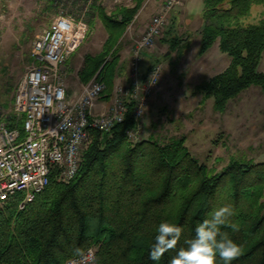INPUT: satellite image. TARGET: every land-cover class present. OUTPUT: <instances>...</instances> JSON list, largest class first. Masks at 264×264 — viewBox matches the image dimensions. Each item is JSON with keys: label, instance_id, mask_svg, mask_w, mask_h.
<instances>
[{"label": "trees", "instance_id": "1", "mask_svg": "<svg viewBox=\"0 0 264 264\" xmlns=\"http://www.w3.org/2000/svg\"><path fill=\"white\" fill-rule=\"evenodd\" d=\"M145 2L131 0V6H119L110 16L94 6L108 37L100 54L84 57L78 73L83 83L103 79L109 63L115 67L116 42ZM256 5L263 7L262 16L251 22ZM202 18L197 54L218 42L230 61L196 90L213 98L214 108L222 112L250 86L264 91V73L258 71L264 52V0H203ZM168 45L178 48L179 41ZM110 52L114 57L106 63ZM152 63L159 61L144 64V75ZM132 109L127 101L121 123L110 132H91L69 184L58 181L53 170L49 184L24 209H19L20 193L0 205V264H64L90 247L96 248L99 264H170L184 241L194 236L196 225L224 205L233 208L228 224L238 231H222L243 249L232 264H264V162L232 160L213 172L190 153L184 137L133 143L127 137L135 124ZM19 120L12 114L10 128H20ZM164 220L182 227L183 233L176 249L152 261L156 227ZM217 264H223L219 257Z\"/></svg>", "mask_w": 264, "mask_h": 264}, {"label": "rangeland", "instance_id": "2", "mask_svg": "<svg viewBox=\"0 0 264 264\" xmlns=\"http://www.w3.org/2000/svg\"><path fill=\"white\" fill-rule=\"evenodd\" d=\"M131 5V0H93L92 3L88 0H0V114L11 113L14 87L29 63L32 44L59 12L83 16L90 26L87 38L71 59L73 62L84 51L90 56L100 54L108 37L105 24L94 6L104 9L110 16L115 8ZM143 6L116 42L115 67L109 63L103 79L98 78L105 86L109 84L104 94L109 95L114 83L112 74L118 67L125 70V74H121L123 81L126 74L128 80L131 51L128 61L121 64L120 58L123 57L122 50L128 46L132 48L140 37H130V31L136 20L148 12V9L141 12ZM262 11V6H254L248 20L258 21ZM170 45L162 47L160 52V83L149 98L141 140L150 138L167 143L184 137L190 153L213 172L221 171L232 160L264 162V91L252 85L230 100L224 111H218L214 108L213 98L205 99L196 87L221 72L228 65L229 56L220 52L218 42L203 55H198V50L182 51ZM149 50L144 53V63L148 60ZM166 51L168 53L164 56ZM113 57L111 52L108 53L105 62H111ZM258 71L264 73V52ZM77 80L72 78L69 81ZM124 85L125 82L116 83L115 97H119L116 89Z\"/></svg>", "mask_w": 264, "mask_h": 264}, {"label": "built area", "instance_id": "3", "mask_svg": "<svg viewBox=\"0 0 264 264\" xmlns=\"http://www.w3.org/2000/svg\"><path fill=\"white\" fill-rule=\"evenodd\" d=\"M183 1L164 0L160 11L151 16L131 48L128 83L116 89L119 97L101 115H94L93 109L106 89L103 81L93 77L81 84L76 95L69 97L66 92L64 66L87 38L88 22L66 12L52 19L32 44L29 63L14 87L11 113L0 114V205L20 193L19 209H24L49 184L53 170L58 181L69 184L91 132H110L121 123L127 101L133 103L135 122L127 137L133 143L141 141L149 98L158 89L162 73L161 64L152 63L144 75V53L164 36L171 12ZM12 114L20 119V128H10ZM64 264H99L97 250L87 248Z\"/></svg>", "mask_w": 264, "mask_h": 264}, {"label": "crops", "instance_id": "4", "mask_svg": "<svg viewBox=\"0 0 264 264\" xmlns=\"http://www.w3.org/2000/svg\"><path fill=\"white\" fill-rule=\"evenodd\" d=\"M163 3H164V0H146L141 12L143 13L145 9H148V12H145L143 16H141L140 18H138V20H136V22L131 28L132 30L130 29L131 30L130 37L134 35L133 38H135L136 36L141 35L145 31L146 25L148 21L150 20L151 16H153L154 14L160 11ZM202 12H203V0H184L181 6H179L173 12H171L170 24H173L174 27L172 28L171 31H169V29H171V27L169 26L164 36L162 37V39L159 40L158 45L152 48V50H149L151 52L147 56L148 60L147 62L143 63L142 68L144 67V64L148 63L149 61L151 62L154 60H159L160 57L162 56L160 53L162 51V47H164L165 45H168L169 42L171 41L172 42L179 41V46H178L179 50L181 49L182 51H188V50L197 51L200 46L201 30L204 24V21L202 18ZM175 37L176 39H174ZM130 51H131L130 46L122 50L123 57L120 58V61H122L121 64H123L125 61H128V59L130 58ZM167 53L168 51L165 52L164 56H166ZM74 54L69 58V60L66 62L64 66L67 72V77H66V85H67L66 90L67 91L66 92L69 97L76 95L80 90L81 84H83V82L79 79L78 72H79L80 67L83 64L84 56L87 54V51H84L83 53H81L78 57H76L77 59L75 61L71 62V59L74 56ZM143 70L145 69L143 68ZM123 73L125 74V70L122 71L121 67L120 69L118 67L117 70L114 72L113 79H112L114 81L113 87L110 90L109 95L103 93L100 96V98L96 101L95 107L93 109L94 115H101V114L108 113L115 99L114 89L116 87V83L118 82H125L126 84L128 83L127 76H126L127 74L125 75V79L123 81V78L121 75ZM72 78H77L78 82L74 81L73 83H71V81L69 80H71ZM107 86L108 84L106 83V88ZM108 89H109V86H108Z\"/></svg>", "mask_w": 264, "mask_h": 264}, {"label": "clouds", "instance_id": "5", "mask_svg": "<svg viewBox=\"0 0 264 264\" xmlns=\"http://www.w3.org/2000/svg\"><path fill=\"white\" fill-rule=\"evenodd\" d=\"M233 215L230 205L214 209L209 218L196 225L194 236L184 241L185 246L176 251L170 264H217V257L223 264H232L243 253L242 246L230 238L228 232L222 231L223 227L238 231L235 224H228ZM182 233V227L167 220L161 221L156 227L149 258L158 262L165 253L176 249ZM130 258L134 259L135 253L130 254Z\"/></svg>", "mask_w": 264, "mask_h": 264}]
</instances>
